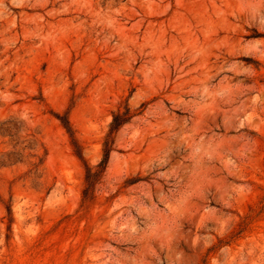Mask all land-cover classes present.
I'll return each instance as SVG.
<instances>
[{"label":"rangeland","instance_id":"1","mask_svg":"<svg viewBox=\"0 0 264 264\" xmlns=\"http://www.w3.org/2000/svg\"><path fill=\"white\" fill-rule=\"evenodd\" d=\"M0 264H264V0H0Z\"/></svg>","mask_w":264,"mask_h":264},{"label":"trees","instance_id":"2","mask_svg":"<svg viewBox=\"0 0 264 264\" xmlns=\"http://www.w3.org/2000/svg\"><path fill=\"white\" fill-rule=\"evenodd\" d=\"M132 116V114L129 113V108L126 107L124 111H120L117 109L116 111L112 112V118L108 124V132L103 140V145H102V155L100 160L93 166L88 165L82 156L80 155V151L76 149V153L79 156V158L83 161V164L86 169V183L88 184L90 181L96 179L99 177V175L103 172L106 163L108 161V157L110 154V151L112 149L111 144H112V138H110V134L113 132H116L124 123H126L129 118ZM61 122L68 131L69 135L72 138V141L76 144L75 139L71 135L70 131V126L69 122L66 118L61 117ZM83 194H85V189L83 190Z\"/></svg>","mask_w":264,"mask_h":264}]
</instances>
